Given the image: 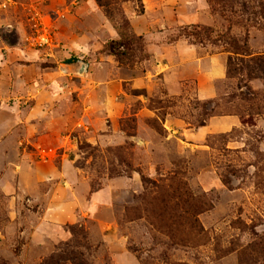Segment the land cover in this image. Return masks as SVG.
Listing matches in <instances>:
<instances>
[{
    "label": "rangeland",
    "instance_id": "1",
    "mask_svg": "<svg viewBox=\"0 0 264 264\" xmlns=\"http://www.w3.org/2000/svg\"><path fill=\"white\" fill-rule=\"evenodd\" d=\"M224 7L0 0V264H264V0Z\"/></svg>",
    "mask_w": 264,
    "mask_h": 264
},
{
    "label": "trees",
    "instance_id": "2",
    "mask_svg": "<svg viewBox=\"0 0 264 264\" xmlns=\"http://www.w3.org/2000/svg\"><path fill=\"white\" fill-rule=\"evenodd\" d=\"M96 3L98 4V6H100L103 9V12L105 14V16L108 19L113 18V12H114V1L115 0H95ZM209 2L211 3V11L213 13L216 12H223L225 10L224 7V3L225 0H209ZM227 18V17H226ZM127 23L126 22H120L118 24H116L117 29L119 30V33L121 35L124 34L125 29L127 28ZM199 28L198 31H195L194 33H192V35L199 41L202 42V40L207 39V40H211V36L214 33V30L210 27H197ZM218 37L221 38H225L226 36L223 35H217L216 39ZM215 39V40H216ZM228 44L233 48V50L229 51L233 54L236 55H245L244 53H246V50H244L243 46L239 45L234 39H230L228 37L227 39ZM251 56V54H250ZM250 62L246 63V68H247V76L251 77L252 74L255 73L254 77H257L261 74V77L264 78V54H260V55H254L250 57ZM77 61L76 57H70L68 59H66V61H64L65 64H71L73 62ZM239 61L241 62H245L243 59H240ZM237 62H235L234 58H232L230 55L227 59V64H226V75L227 77H234L237 75L238 69H237Z\"/></svg>",
    "mask_w": 264,
    "mask_h": 264
},
{
    "label": "crops",
    "instance_id": "3",
    "mask_svg": "<svg viewBox=\"0 0 264 264\" xmlns=\"http://www.w3.org/2000/svg\"><path fill=\"white\" fill-rule=\"evenodd\" d=\"M188 53V52H187ZM206 74L198 75L197 77V97L200 99L212 98L215 96V87L212 84L213 80L223 79L226 74L225 59L222 56H211L209 59V68ZM221 127L220 131H227L232 126H236L238 121L232 116H221L216 119Z\"/></svg>",
    "mask_w": 264,
    "mask_h": 264
},
{
    "label": "built area",
    "instance_id": "4",
    "mask_svg": "<svg viewBox=\"0 0 264 264\" xmlns=\"http://www.w3.org/2000/svg\"><path fill=\"white\" fill-rule=\"evenodd\" d=\"M38 38H40L43 43L47 42V38L44 35H39Z\"/></svg>",
    "mask_w": 264,
    "mask_h": 264
}]
</instances>
